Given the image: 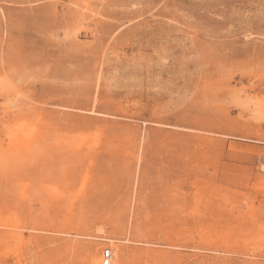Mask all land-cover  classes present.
I'll list each match as a JSON object with an SVG mask.
<instances>
[{"label":"rangeland","instance_id":"obj_1","mask_svg":"<svg viewBox=\"0 0 264 264\" xmlns=\"http://www.w3.org/2000/svg\"><path fill=\"white\" fill-rule=\"evenodd\" d=\"M120 246L264 264V0H0V264Z\"/></svg>","mask_w":264,"mask_h":264},{"label":"bare ground","instance_id":"obj_2","mask_svg":"<svg viewBox=\"0 0 264 264\" xmlns=\"http://www.w3.org/2000/svg\"><path fill=\"white\" fill-rule=\"evenodd\" d=\"M110 249H111L110 259H111L112 264H130L131 263L132 260L130 258V254L132 250H130L129 247L120 246L117 248V250H113L114 248L112 249L110 247ZM19 264L21 263L19 262Z\"/></svg>","mask_w":264,"mask_h":264},{"label":"built area","instance_id":"obj_3","mask_svg":"<svg viewBox=\"0 0 264 264\" xmlns=\"http://www.w3.org/2000/svg\"><path fill=\"white\" fill-rule=\"evenodd\" d=\"M111 249L110 248H104L101 253V264H112L111 263Z\"/></svg>","mask_w":264,"mask_h":264}]
</instances>
